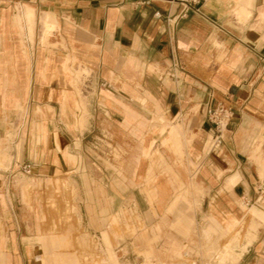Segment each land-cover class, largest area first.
Segmentation results:
<instances>
[{"label":"crops","instance_id":"obj_1","mask_svg":"<svg viewBox=\"0 0 264 264\" xmlns=\"http://www.w3.org/2000/svg\"><path fill=\"white\" fill-rule=\"evenodd\" d=\"M263 192L264 0H0V264H264Z\"/></svg>","mask_w":264,"mask_h":264},{"label":"built area","instance_id":"obj_2","mask_svg":"<svg viewBox=\"0 0 264 264\" xmlns=\"http://www.w3.org/2000/svg\"><path fill=\"white\" fill-rule=\"evenodd\" d=\"M182 1H190L192 3H199L201 0H182ZM184 15V12L182 13ZM232 115V109L226 106H217V107H208L207 109V119L214 124L216 131V140L220 141L221 132L227 126V123ZM29 164H26L23 167L24 172L29 171Z\"/></svg>","mask_w":264,"mask_h":264},{"label":"rangeland","instance_id":"obj_3","mask_svg":"<svg viewBox=\"0 0 264 264\" xmlns=\"http://www.w3.org/2000/svg\"><path fill=\"white\" fill-rule=\"evenodd\" d=\"M260 194L261 193H259V195ZM263 194H264V192H263ZM262 205H264V201H263V204ZM246 237L248 239L247 243H250V241L253 238V235H252V233H250L249 230H246ZM236 240H237V238L234 239V241H236ZM234 241L232 243H234ZM234 246L235 245H233V247ZM227 250H229L228 247H227ZM227 250H226V253H224V252H221V253L217 252L215 254L216 258L213 257V259L207 260L204 263H200V264H227L228 262H229V264H237V260H232L233 254L231 252H227ZM226 256L230 257V259H228ZM146 263L150 264L149 262H146ZM196 264H198V263H196Z\"/></svg>","mask_w":264,"mask_h":264},{"label":"bare ground","instance_id":"obj_4","mask_svg":"<svg viewBox=\"0 0 264 264\" xmlns=\"http://www.w3.org/2000/svg\"><path fill=\"white\" fill-rule=\"evenodd\" d=\"M260 199L262 200V201H264V196H260ZM255 226V225H254ZM253 230V229H252Z\"/></svg>","mask_w":264,"mask_h":264}]
</instances>
